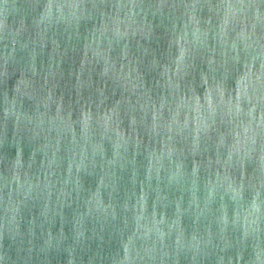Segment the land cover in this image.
<instances>
[{
	"label": "water",
	"instance_id": "1",
	"mask_svg": "<svg viewBox=\"0 0 264 264\" xmlns=\"http://www.w3.org/2000/svg\"><path fill=\"white\" fill-rule=\"evenodd\" d=\"M0 264H264V0H0Z\"/></svg>",
	"mask_w": 264,
	"mask_h": 264
}]
</instances>
